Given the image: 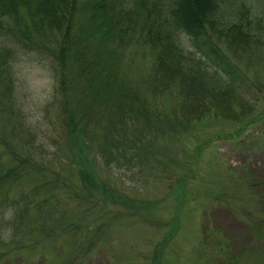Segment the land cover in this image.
<instances>
[{
	"label": "trees",
	"instance_id": "16d2710c",
	"mask_svg": "<svg viewBox=\"0 0 264 264\" xmlns=\"http://www.w3.org/2000/svg\"><path fill=\"white\" fill-rule=\"evenodd\" d=\"M254 13L235 0H0V124L27 135L12 76L11 48L18 47L45 53L53 64L59 125L79 182L77 188L67 180L61 190H81L75 198L87 199L91 206L97 200L92 188L104 192L89 157L92 144L98 155L110 158L137 144L145 148L156 131L211 119L243 124L257 113L247 123L252 133L237 130L218 139L235 151L252 140V149L259 151L264 148V111L256 106L264 97V78L253 69L251 79L239 63L251 53L262 59L249 60V69L264 65V4ZM180 35L190 39L189 49ZM130 44L143 48L148 58L147 72L141 74L140 68L138 79L131 52L126 54ZM4 142L0 133L7 158L0 155V264L20 252L29 260L39 245L55 240L64 222V238L72 240L73 249L84 245L80 250L88 255L101 227H86V216L65 218L42 167ZM249 199L254 200L252 195ZM248 226L255 242H263L264 215ZM201 236L199 260L242 264L221 228L203 226ZM76 259L74 254L68 264Z\"/></svg>",
	"mask_w": 264,
	"mask_h": 264
},
{
	"label": "rangeland",
	"instance_id": "374dc122",
	"mask_svg": "<svg viewBox=\"0 0 264 264\" xmlns=\"http://www.w3.org/2000/svg\"><path fill=\"white\" fill-rule=\"evenodd\" d=\"M238 1L251 6L254 15L264 4V0H235ZM3 41L0 38V46ZM179 41L184 48L191 47L185 35H180ZM130 45L126 54L131 52L133 77L138 79L140 68L141 74L147 72L148 58L143 57L147 55L143 48ZM11 50L14 93L27 135L12 133L1 123L4 143L42 167L50 181L47 188L56 193V206L65 218L86 216V227L92 231L97 226L101 228L96 234L97 245L88 255L80 250L84 245L73 249L72 240L64 238L68 225L64 222L57 228L55 240L30 251L29 260L20 252L3 264H68L74 254L75 264H205L199 260L203 226L221 228L231 238L232 252L240 263L264 264V258L258 257L264 255V241L256 243L248 226L264 215V148L252 149L251 140L241 151H235L218 139L237 130L252 133L247 123L257 113L243 124L211 119L186 127L179 125L163 134L156 131L147 139L145 148H137V144L110 158L98 155L92 144L89 157L104 192L92 188L97 200L91 206L89 200L75 198L74 193L81 196V190H61L67 180L77 188L79 182L59 125V81L51 60L42 52L18 47ZM246 56L239 63L248 68L250 78L253 79V69L259 70L257 77L264 78V65L249 69V60L262 58L251 53ZM256 107L264 111V97ZM1 147L0 155L7 161L6 148ZM236 184L239 187L234 191L231 187ZM221 187H225V194ZM250 195L254 200L249 199ZM245 203L246 208H240Z\"/></svg>",
	"mask_w": 264,
	"mask_h": 264
}]
</instances>
